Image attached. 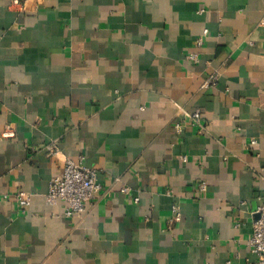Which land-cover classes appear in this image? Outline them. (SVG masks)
<instances>
[{
  "label": "crops",
  "instance_id": "obj_1",
  "mask_svg": "<svg viewBox=\"0 0 264 264\" xmlns=\"http://www.w3.org/2000/svg\"><path fill=\"white\" fill-rule=\"evenodd\" d=\"M82 156L102 190L67 217ZM263 169L264 0H0V264H261Z\"/></svg>",
  "mask_w": 264,
  "mask_h": 264
},
{
  "label": "built area",
  "instance_id": "obj_2",
  "mask_svg": "<svg viewBox=\"0 0 264 264\" xmlns=\"http://www.w3.org/2000/svg\"><path fill=\"white\" fill-rule=\"evenodd\" d=\"M209 35V30H205L203 35L198 39V46L204 44L205 38ZM191 60H198L196 54L189 56ZM193 121L200 127V132L203 133L206 129L203 120L202 111L198 110L192 115ZM183 126L180 123L176 124V129L182 131ZM16 131L12 125L6 126L2 137L5 139L14 138ZM257 141L253 140L252 145ZM44 150L49 156L55 157L60 153L59 143L54 141L44 147ZM186 161L187 158L184 157ZM264 176V169L262 172ZM206 184L200 186L202 191L206 190ZM102 190V185L99 182L98 170L89 167L85 164V158L82 156L78 160L66 158L63 161V173L61 176L53 178L50 182L49 191L46 194V201L49 204L55 205L59 202L66 204L65 215L67 217H75L86 212L88 204L93 202ZM129 188H122V192L127 193ZM33 195L26 191H19L16 194L17 203L21 208H26L30 205ZM5 198H8L5 195ZM136 202L139 198L135 199ZM175 219L181 220L182 213L179 207H174ZM259 217L254 222L253 234L249 239V246L258 258L261 264H264V193L260 197V205L257 211ZM228 264H232L228 262Z\"/></svg>",
  "mask_w": 264,
  "mask_h": 264
}]
</instances>
